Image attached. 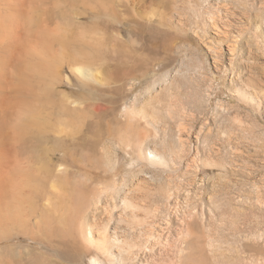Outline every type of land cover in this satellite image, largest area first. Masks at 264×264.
<instances>
[{"label":"rangeland","instance_id":"obj_1","mask_svg":"<svg viewBox=\"0 0 264 264\" xmlns=\"http://www.w3.org/2000/svg\"><path fill=\"white\" fill-rule=\"evenodd\" d=\"M168 1L0 0V264H264V0Z\"/></svg>","mask_w":264,"mask_h":264},{"label":"bare ground","instance_id":"obj_2","mask_svg":"<svg viewBox=\"0 0 264 264\" xmlns=\"http://www.w3.org/2000/svg\"><path fill=\"white\" fill-rule=\"evenodd\" d=\"M188 1H190V0H169L168 4H167V7L172 11L173 7L175 8V6H173V4L176 3L177 5L178 4L182 5V4H184L185 2H188ZM199 1L202 4L204 3L205 6L209 7V9L212 10L211 15L208 17V21H207V25L206 26L211 31L213 30V32H215L214 34L216 35V38H215L216 41H212L210 39H209L208 42L203 41V43L206 46V49L208 50V52H212L214 54H222V56H225L227 54V55H229V58L230 57L232 58L235 55L236 43L237 42L236 41H226V38L230 37V36H227L228 34L226 32V29L228 28V26H227V24H225L223 22L224 19L227 20V16L229 14V9L226 8V6L223 5V4L220 5L219 0H199ZM214 10H217V11L213 12ZM181 12H182V10H181ZM179 13H180V10H179ZM220 15L224 19L222 17L220 18ZM228 18H229V16H228ZM225 42H228V43H226V45H224L225 48H222L221 45L225 44ZM180 140H182V139H180ZM158 158L156 157L155 159L158 160ZM130 208H131V211L128 212L127 214H122L121 213L119 216L117 215V217H118V219L120 221H127V219H125V217H124L125 215H128V217H130L131 219H134V220L140 219V218H138L139 215H140L139 214L140 210L138 208V205H136V204L130 205ZM140 220H142V222L144 221L143 219H140ZM111 234L113 235V238H112L113 242L112 243L122 244V243L126 242L125 233L123 231H119L118 227L112 228V233ZM139 235H140V233L138 234V236ZM161 239H162L161 232L156 234V232L150 231L146 235H143L140 240H134L133 239L132 241H134L135 243H133L132 245L128 246V252H129V254H133V253L135 254L136 251H137V253L141 254L140 256H143V257H145L148 254L151 255V253L154 251V249L156 248L158 243H161ZM128 243H129V241H128ZM128 243H126V244H128Z\"/></svg>","mask_w":264,"mask_h":264}]
</instances>
